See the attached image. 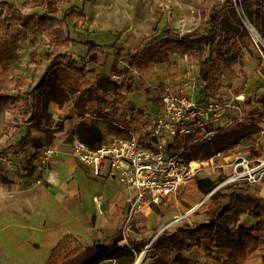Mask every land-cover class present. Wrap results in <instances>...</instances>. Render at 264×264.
<instances>
[{
	"label": "rangeland",
	"instance_id": "1",
	"mask_svg": "<svg viewBox=\"0 0 264 264\" xmlns=\"http://www.w3.org/2000/svg\"><path fill=\"white\" fill-rule=\"evenodd\" d=\"M12 1L19 4L21 10L27 13L55 10L50 0ZM56 1L59 5L57 9L65 6L62 0ZM216 1L222 4L224 0ZM254 2L253 11L243 9L239 3L233 7L218 6L219 30L230 41L221 53L214 54L212 78L209 81L210 85L205 86L207 97L222 104L235 103L236 96L239 100L243 96L244 102L240 105L241 111L238 113L243 125L251 124L258 117V114L253 112L264 113V26L260 20L264 14V6L260 0ZM74 3L78 5L80 1L75 0ZM207 12L206 0H88L84 15L79 16V24L86 30L88 36L97 42L116 40L125 48L132 49L143 38L161 31H207L210 28ZM6 14V6L0 5V19ZM14 30L16 41L0 49V72L4 68H9V78L14 81V85L21 91H26L42 77L45 67L53 58L51 46H55L56 40L33 22L22 28L14 27ZM2 33L4 34L3 28L0 29V35ZM176 45V41L173 42L168 50L164 47H152L140 57V63L128 67L126 60L114 61L112 50L105 49L91 58L82 47L71 44L69 51L85 71L81 76H73L74 85L80 91L87 88L88 101L91 100V96L94 100L75 109L70 101L60 105V109L54 110V113L58 114V117H54L55 120L48 112L49 122H46V125L53 126L52 130L61 131L66 120L73 118L71 123L84 119L101 130L104 143L115 142L137 133H142L141 139H145L144 133L148 122L139 124L134 117L129 116L131 113L126 112L134 107L139 112H153L155 100L150 97L151 92L145 89L144 85L149 83L155 86L153 89L158 92L163 90V81L168 79L184 92L186 84L182 76L189 70L197 68L186 53L177 50ZM111 75H118L119 78L111 79ZM178 77L180 79H176ZM1 86L5 87V83H1ZM14 91L15 89H11L10 92ZM203 95V89H200L198 97L201 98ZM227 110L230 108L226 107ZM15 114L14 107L5 112V119L9 125L6 134L14 130L25 134L28 125L22 118H14ZM67 124L65 125L67 131L58 140L52 132H48L45 135V142L50 140L55 145L69 148L66 145L75 137L72 134L75 125H70L67 129ZM206 145L198 144L199 153L193 149L195 159L193 161L198 169L187 184L181 185L174 195L164 199L159 206H143L142 211L132 219L118 224H115V217L120 213L112 215L107 223L103 218L94 220V215L88 220L83 211L76 208L77 201L70 200L60 188L47 187L46 183H50L51 179L43 175L42 170H38L41 165L39 152L31 166L27 165V159L30 157H24L20 149L7 150L3 146L0 152L10 154V163L16 153H19L21 159L24 158L20 163L22 166L27 165L28 183L18 182L16 179L13 183V180L9 179V170L5 169V166L11 164L0 161V181L4 180L6 183L0 188V264H46L50 250L54 252L55 257L62 255L72 246L83 245L84 241L90 243L91 238H100L103 241L107 236H112L115 230L118 231L112 228H120L123 238L121 245L127 244L131 238L147 239V244L136 254L131 264L137 262L152 264L157 257V254L150 256L152 242L162 228L172 231L178 225H192L206 219L204 213L195 211L205 194L195 188L187 189L188 185L193 186L197 178L224 180L231 172V166L226 165L227 162L237 156H244L255 166H261L264 161V119L259 123L258 129L249 130L246 139L226 151L212 152L204 158L202 151ZM196 146L197 144L192 145L191 149ZM250 149L256 154H251ZM33 165L34 168L30 170ZM263 184L264 170L257 183L248 185L251 193L264 196ZM209 201L210 198L203 202L208 204ZM84 202L85 205H89L87 199ZM261 212L264 216V204L261 205ZM123 213L128 215L126 210L122 211V215ZM180 217L182 218L177 223L168 225ZM239 218L244 225H252L253 221L250 219L245 220L240 216ZM143 226L153 229L145 234H139L136 229ZM83 228L101 229L90 235ZM72 230L83 231L80 239L70 233ZM91 243L89 246H92ZM91 250L87 249L79 257H73L78 251L57 258L53 264H84L97 253L95 251L93 254ZM158 253L163 261L165 258L170 260L163 250ZM102 264L117 263L111 260Z\"/></svg>",
	"mask_w": 264,
	"mask_h": 264
},
{
	"label": "trees",
	"instance_id": "2",
	"mask_svg": "<svg viewBox=\"0 0 264 264\" xmlns=\"http://www.w3.org/2000/svg\"><path fill=\"white\" fill-rule=\"evenodd\" d=\"M74 1L62 0L65 6L57 9L59 6L57 1L50 0V3L55 6L54 11L43 10L42 12L27 13L12 0H0V5L7 8V14L3 19H0V29L4 30V34L0 35V49H4L16 41L14 27L22 28L30 22L56 40L55 46H51L53 58L45 67L40 80L29 90L21 91L14 85V81L9 78V68H4L0 72V138L7 133L9 125L5 119V112L11 107L16 109L14 118L20 117L28 125L26 127L28 130L23 137L26 138L31 128L39 129L42 133L48 131L41 124L49 122L47 111L49 102L62 105L70 101L73 103L74 109L93 102V96L89 101L86 97L87 88L80 91L74 85L73 76H81L85 71L69 51L71 44L82 47L86 55L91 58L105 49L112 50L115 62L126 60V65L133 67L140 63V57L152 47H164L168 50L176 41L177 50L180 53H186L197 65L198 81L207 86L210 85L209 81L212 78L211 71L215 64L214 54L221 53L224 46L230 41L219 30L218 6L233 7L239 3L243 9L253 11L255 5L254 0H224L222 4L216 0H206L208 23L210 24L207 31H161L143 38L136 47L129 49L116 40L97 42L90 38L86 30L79 24V16L84 15L88 0H78L80 1L78 5ZM260 1L264 6V0ZM260 20L264 26V14ZM1 83H5V87L1 86ZM11 89H15L14 93L10 92ZM253 113H257L258 117L253 122L251 121V124L243 125L242 122H237L234 129L215 135L202 151L203 157L207 158L212 152L226 151L246 139L249 130L258 129L259 123L264 119V113ZM72 134L84 141L90 148H96L104 143L101 130L84 119L78 121ZM23 138L20 139L21 143ZM47 141L44 142L50 143V140ZM41 145L38 142L36 147ZM11 147L12 144L6 146L5 149L9 150ZM195 150L196 152L200 151L199 147H196ZM251 154L256 153L252 150ZM33 155L27 159V165L32 166ZM33 168L34 166L30 170ZM221 181V178L216 180L197 178L193 186L188 185L186 188H195L202 194H207ZM262 204H264V197L251 193L249 185L246 183L227 184L216 189L212 193L209 203L202 202L195 210L197 213L205 214L204 221L192 225H178L172 231L164 229L158 233L151 246L150 256L157 254L152 264H163L158 253L161 250L168 254L172 264H193L183 254L184 252H193L203 238L209 239L211 249L222 248L228 251L227 258L218 261L214 260L212 250L209 249L205 253L207 259L211 258L216 264H244L253 256L261 243V235L264 233V216L260 209ZM240 214L247 215L256 222L251 226L244 225L239 218ZM136 231L139 234H145L150 229L143 226ZM120 240H122L121 231L116 232L108 244H104L101 240H94L92 244L97 253L84 264H102L111 260H115L117 264H131L136 254L148 242L147 239H130L127 244L120 246L118 245ZM81 248L82 245L72 246L62 255L59 254L60 256L55 257L54 252L50 250L46 264H53L57 258L75 254ZM262 256L264 259V254Z\"/></svg>",
	"mask_w": 264,
	"mask_h": 264
},
{
	"label": "built area",
	"instance_id": "3",
	"mask_svg": "<svg viewBox=\"0 0 264 264\" xmlns=\"http://www.w3.org/2000/svg\"><path fill=\"white\" fill-rule=\"evenodd\" d=\"M118 78V75H111V79ZM182 79L186 84L184 92L168 79L163 81V90L158 92L153 89L155 86L149 83L144 85L155 100L153 112H139L135 107L131 111L126 110L139 124L148 122L145 139H141L142 133H137L115 142L102 143L96 148H90L76 136L70 141L72 157L89 168L94 176L106 172L108 176L134 189L126 221L142 211L143 206H159L164 199L174 195L198 169V166L192 165L195 163L193 149L198 144L206 145L223 131L234 129L237 122L242 121L238 113L244 102L243 96L241 100L236 96V102L230 104L208 98L206 85L198 81L197 68L189 70ZM200 89H203L204 94L201 98L198 97ZM226 107L230 110L226 111ZM38 150L41 163L38 168L46 175L47 163L57 150L47 144H42ZM9 156L8 152H0V161L10 164ZM226 165L231 166L230 174L205 194L202 202L224 185L257 183L264 169L262 164L255 166L244 156H237ZM92 200L96 205L101 203L98 196H93ZM181 218H176L168 225L177 223Z\"/></svg>",
	"mask_w": 264,
	"mask_h": 264
},
{
	"label": "crops",
	"instance_id": "4",
	"mask_svg": "<svg viewBox=\"0 0 264 264\" xmlns=\"http://www.w3.org/2000/svg\"><path fill=\"white\" fill-rule=\"evenodd\" d=\"M59 104H56L54 102H49L47 111L52 114V117H58V114L54 113L55 109H60ZM55 120V119H54ZM71 120H74L71 118ZM71 120H66L63 123V129L61 131L58 130H52L54 129L53 126H48L45 123H42L41 126L44 128L49 129L50 131H46L44 133L41 132L39 129H30L29 135L26 138H23L25 134H22V132L14 130L13 132H10L9 134H4L0 138V148L3 146H8L12 144V148L20 149L21 153L25 155L24 157H31L33 154L34 157H38V148L36 147V144L40 142L41 144H47L54 148H56L57 153L56 155L52 156L49 159V162L47 163V174L46 176L48 179H51V174H54L55 177H57V181H54L51 179L49 180L50 183H46L47 187H53L54 189H61L66 196H69L70 200L77 201V204L75 205L77 209H81L84 213L85 218L89 220L92 215H94V220H98V218L102 219L104 222H109L112 218V215H116L117 213L120 215L117 217L116 215V222L118 223H124L127 217V213L122 215V211L129 209V203L131 198L134 194V189L131 187H127L121 182H119L116 178L110 177L106 174V172H102L100 176H94L89 168L84 167L82 164H80L74 157H72L70 153V143H67L69 148L64 147V145H55L52 141L50 143H45V135L48 134V132H52L53 136H56V140L64 134L66 130V123H68V128L70 125H76L78 123L71 122ZM24 133V132H23ZM22 139V143L20 142V139ZM21 159L19 156V153H16L15 156L11 158V165L5 166V169L9 170L10 178L13 180V183L15 182V179L18 180V182H25L28 183L27 175H28V168L25 166H22L20 161ZM36 161V159H32V162ZM20 164V165H19ZM34 166V165H33ZM60 168V169H59ZM39 170V168H38ZM56 173V174H55ZM20 175V176H19ZM58 184V185H57ZM6 183L4 180L0 181V188L5 186ZM58 186V188H57ZM264 186V184L262 185ZM92 196H99L101 198V203L99 205H96L93 200ZM264 197V196H263ZM88 200L89 205H85V200ZM87 204V203H86ZM261 209V206H260ZM241 218H244L245 220L250 219V221H253L251 224L255 223L253 219H251L249 216L241 214ZM250 224V225H251ZM86 230L87 234L97 233L98 230L101 228H83ZM118 229L120 231V228H112V230ZM138 229V228H137ZM150 231L153 228H148ZM114 231L112 236H107L105 240H101L100 238H91L89 241L90 243L94 240H101L104 244H108L112 241L113 236L116 232ZM68 233V230L66 231ZM83 232V231H81ZM81 232L78 230H72L70 233L75 238L80 239ZM123 239V238H122ZM132 240H136V238H131ZM122 240L118 242V245L123 246L120 244ZM84 241L82 244V249L73 257H79L82 255V253H85L87 249H92L93 254H95V247L89 246L90 243ZM212 250V256L214 260L223 261L227 258L228 251L222 248H212L210 247L209 239L203 238L200 241V245L195 248V250L191 253L184 252V256L190 260L193 264H216L211 258H206L205 253L207 250ZM92 254V255H93ZM264 254V233L261 235V243L257 250L253 253V256L248 259L244 264H264L263 255ZM96 255V254H95ZM94 255V256H95ZM93 257V256H92ZM91 258V257H90ZM89 259V258H88ZM87 259V260H88ZM151 264V263H150ZM163 264H172L168 258H165V261H163Z\"/></svg>",
	"mask_w": 264,
	"mask_h": 264
},
{
	"label": "bare ground",
	"instance_id": "5",
	"mask_svg": "<svg viewBox=\"0 0 264 264\" xmlns=\"http://www.w3.org/2000/svg\"><path fill=\"white\" fill-rule=\"evenodd\" d=\"M193 165H195L196 166V163H193ZM262 167H264V161L262 162ZM60 169V168H59ZM264 170V169H263ZM56 174V173H55ZM51 179L52 180H54V181H57V177H55V175L54 174H51ZM141 264V263H140Z\"/></svg>",
	"mask_w": 264,
	"mask_h": 264
},
{
	"label": "water",
	"instance_id": "6",
	"mask_svg": "<svg viewBox=\"0 0 264 264\" xmlns=\"http://www.w3.org/2000/svg\"><path fill=\"white\" fill-rule=\"evenodd\" d=\"M137 264H139V262H137Z\"/></svg>",
	"mask_w": 264,
	"mask_h": 264
}]
</instances>
